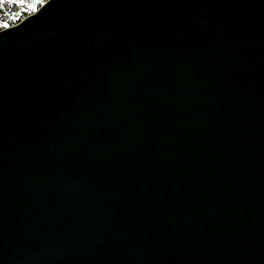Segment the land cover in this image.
Masks as SVG:
<instances>
[{
	"label": "water",
	"instance_id": "water-1",
	"mask_svg": "<svg viewBox=\"0 0 264 264\" xmlns=\"http://www.w3.org/2000/svg\"><path fill=\"white\" fill-rule=\"evenodd\" d=\"M0 264H264V0L5 24Z\"/></svg>",
	"mask_w": 264,
	"mask_h": 264
},
{
	"label": "trees",
	"instance_id": "trees-1",
	"mask_svg": "<svg viewBox=\"0 0 264 264\" xmlns=\"http://www.w3.org/2000/svg\"><path fill=\"white\" fill-rule=\"evenodd\" d=\"M45 0H0V29L12 25L35 10ZM32 11V12H33Z\"/></svg>",
	"mask_w": 264,
	"mask_h": 264
},
{
	"label": "rangeland",
	"instance_id": "rangeland-1",
	"mask_svg": "<svg viewBox=\"0 0 264 264\" xmlns=\"http://www.w3.org/2000/svg\"><path fill=\"white\" fill-rule=\"evenodd\" d=\"M32 11H33V10H32ZM32 11H31V12H32Z\"/></svg>",
	"mask_w": 264,
	"mask_h": 264
}]
</instances>
